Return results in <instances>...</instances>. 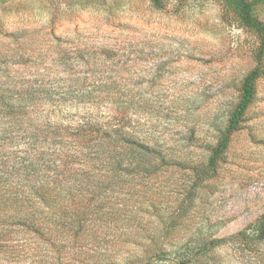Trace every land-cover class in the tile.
<instances>
[{"label": "rangeland", "instance_id": "obj_1", "mask_svg": "<svg viewBox=\"0 0 264 264\" xmlns=\"http://www.w3.org/2000/svg\"><path fill=\"white\" fill-rule=\"evenodd\" d=\"M258 43L221 0H0V89L28 116L100 117L141 144L126 150L138 170L93 158L89 185L20 228L0 264H264V76L208 165Z\"/></svg>", "mask_w": 264, "mask_h": 264}, {"label": "trees", "instance_id": "obj_2", "mask_svg": "<svg viewBox=\"0 0 264 264\" xmlns=\"http://www.w3.org/2000/svg\"><path fill=\"white\" fill-rule=\"evenodd\" d=\"M221 1L256 35L259 43L255 49L257 65L243 80L239 102L211 152L208 163L211 168L222 159L254 98L256 81L264 76V23L256 15V8L264 5V0ZM26 102L25 98L7 95L0 89V262L20 228L34 227V222L45 216L46 207H54L66 196H74L89 185L93 158L113 171L139 169L136 156L126 151L128 146L131 150L132 146L141 145L132 137L131 127L127 132L129 128L124 124L111 126L99 121L100 117L91 116L67 124L64 116L52 115L55 110L32 117L23 111ZM125 118L130 120L126 111L121 120ZM90 185L99 187L101 182L93 179ZM104 185L109 182H103L100 187ZM256 226L260 236H264V221ZM239 235L244 232L212 240L211 244Z\"/></svg>", "mask_w": 264, "mask_h": 264}]
</instances>
